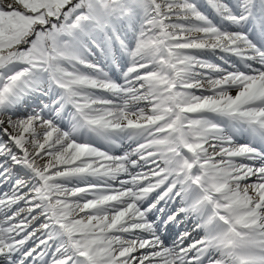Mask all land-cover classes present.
Here are the masks:
<instances>
[{"label":"snow or ice","instance_id":"6c2138e0","mask_svg":"<svg viewBox=\"0 0 264 264\" xmlns=\"http://www.w3.org/2000/svg\"><path fill=\"white\" fill-rule=\"evenodd\" d=\"M0 264H264V0H0Z\"/></svg>","mask_w":264,"mask_h":264},{"label":"bare ground","instance_id":"6f19581e","mask_svg":"<svg viewBox=\"0 0 264 264\" xmlns=\"http://www.w3.org/2000/svg\"><path fill=\"white\" fill-rule=\"evenodd\" d=\"M180 227H181V229H183L184 226L181 225ZM179 229H180V228H172V229H171V235H174L176 232L179 231Z\"/></svg>","mask_w":264,"mask_h":264},{"label":"rangeland","instance_id":"374dc122","mask_svg":"<svg viewBox=\"0 0 264 264\" xmlns=\"http://www.w3.org/2000/svg\"><path fill=\"white\" fill-rule=\"evenodd\" d=\"M181 230H183V229L180 228L179 231H181Z\"/></svg>","mask_w":264,"mask_h":264}]
</instances>
